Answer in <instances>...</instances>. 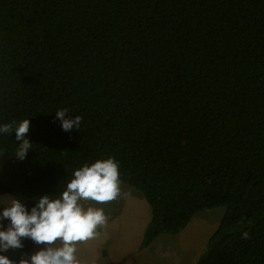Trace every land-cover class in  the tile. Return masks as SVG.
<instances>
[{
  "label": "trees",
  "instance_id": "obj_1",
  "mask_svg": "<svg viewBox=\"0 0 264 264\" xmlns=\"http://www.w3.org/2000/svg\"><path fill=\"white\" fill-rule=\"evenodd\" d=\"M28 118L23 160L0 136L3 194L31 207L112 157L144 247L225 207L197 264H264V0H0V123Z\"/></svg>",
  "mask_w": 264,
  "mask_h": 264
},
{
  "label": "clouds",
  "instance_id": "obj_2",
  "mask_svg": "<svg viewBox=\"0 0 264 264\" xmlns=\"http://www.w3.org/2000/svg\"><path fill=\"white\" fill-rule=\"evenodd\" d=\"M82 117L72 115L67 108L55 111L54 123L59 121L62 131L79 130ZM30 119L0 123V136L15 134V156L23 160L32 143L26 134ZM119 164L112 158H99L73 170L71 178L55 195L34 198L29 207L22 198L12 197L0 205V264H81L77 257L79 242L94 238L107 218L97 204L113 201L120 195ZM96 202L89 205L87 202ZM247 237V233L244 234ZM36 247L24 252V240ZM21 250L17 259L5 253Z\"/></svg>",
  "mask_w": 264,
  "mask_h": 264
},
{
  "label": "rangeland",
  "instance_id": "obj_3",
  "mask_svg": "<svg viewBox=\"0 0 264 264\" xmlns=\"http://www.w3.org/2000/svg\"><path fill=\"white\" fill-rule=\"evenodd\" d=\"M6 160L7 155L0 152V169ZM12 197L0 191V205ZM96 206L104 209L107 222L97 229V236L79 242L77 257L81 264H197L226 211L225 207L203 210L179 233L161 234L144 247L152 209L140 191L121 182L120 195L115 200ZM17 251L10 250L5 255L13 258Z\"/></svg>",
  "mask_w": 264,
  "mask_h": 264
}]
</instances>
